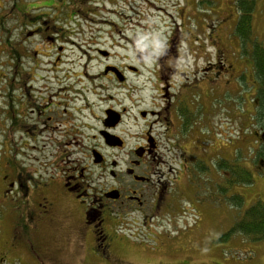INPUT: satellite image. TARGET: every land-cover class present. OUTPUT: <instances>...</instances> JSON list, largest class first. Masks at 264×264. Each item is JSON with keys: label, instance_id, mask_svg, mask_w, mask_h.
<instances>
[{"label": "flooded vegetation", "instance_id": "af4514ba", "mask_svg": "<svg viewBox=\"0 0 264 264\" xmlns=\"http://www.w3.org/2000/svg\"><path fill=\"white\" fill-rule=\"evenodd\" d=\"M49 1L42 9L52 13L19 15V37L9 44L11 73L1 95L6 102L0 116L7 120L8 134L24 137V149L37 150L33 142L39 137L43 147L51 150L40 160L27 161L30 165L12 159L0 163V201L7 208L9 234L13 246H22L40 262L61 264L57 251L46 244L50 239L60 251L73 247L75 241L84 256L97 257L104 264H124L115 230L124 225L146 229L173 209L174 214H182L173 201L174 189L162 180V167L168 164L169 151L180 148L187 131L211 126L222 88H231L242 76L236 67L239 58L237 51L222 50L224 40L217 33H209L208 42L204 38L211 50L202 56L180 46L189 41L181 28L172 32L164 47L153 50L143 47L136 34L126 35L109 21L80 15L81 4L89 0H72L77 5L75 15L57 13L62 1ZM81 21L90 24L91 42L86 52L79 53L84 62L78 63V74L70 72L61 79L60 61L66 48L60 42L66 44L74 30L66 32L60 22L78 28ZM223 28L228 30L229 22ZM110 37L113 41L119 37L124 47L118 48L128 50V58L120 60L104 47L102 40ZM38 57H54L48 70L41 68L42 62L32 66L30 73L20 69L23 61ZM92 63L100 68L96 74L87 70ZM146 69L151 75L146 85L155 92L149 98L139 95L144 87L135 82ZM37 71L46 76L34 75ZM94 98L105 108L96 117V134L89 138ZM197 107L202 108L199 113ZM78 117L89 122L79 125ZM136 129L141 131L134 133ZM133 133L136 137L130 136ZM108 135L115 137L117 145L107 142ZM168 145L171 149H164ZM61 199L66 201L64 209Z\"/></svg>", "mask_w": 264, "mask_h": 264}, {"label": "rangeland", "instance_id": "374dc122", "mask_svg": "<svg viewBox=\"0 0 264 264\" xmlns=\"http://www.w3.org/2000/svg\"><path fill=\"white\" fill-rule=\"evenodd\" d=\"M46 1L0 0V108L4 107L6 102V96L1 97V95L5 91V80L10 77L11 73L8 64L12 63L8 57V50L10 48L9 44L15 42L19 37L18 31H16L20 30L18 28L19 15L24 11L33 15L43 12L52 13L53 10L42 9ZM59 1H62V4L58 8L56 7L57 13L63 15L75 13L74 11L77 8V5L74 4L75 1ZM49 2L51 3L52 0ZM56 2L58 3V1ZM235 2L236 0H89L88 4L82 6L79 14L90 17L95 16L93 19L98 21H109L119 27L120 30H124L123 32L126 35L136 34L143 47L153 50H157L160 46L164 47L163 45H166L172 32H175L177 28H181L184 37L188 38L189 41L180 46H183L185 51L188 47L193 48L197 51V54L202 56L211 50L210 45L208 46L204 41L205 38L208 42L207 38H209L211 32L217 33L219 37L223 38V51L232 52L240 49L239 37L232 34L233 37L229 39L230 36H228L231 33L230 25H234L237 18ZM256 2L253 16V34L264 46V0H256ZM12 8H15L14 15L10 14ZM225 18L230 19V21ZM84 21L78 23V28L75 27L74 23L68 25L66 22H60V25L68 30L66 32H69L70 29L74 30L70 33V39L66 44H64V41L60 42L62 43L61 47L65 46L66 48L65 53L62 55V61H60L62 65L59 71H62L59 73V77L61 79L68 77L70 72L78 74L80 70L78 63L84 62V60H80L81 55L79 53L86 52L88 43L91 42L89 39L91 37L90 24ZM227 22H229L228 30L223 28V25ZM79 25L82 27H79ZM215 26H218L217 29L214 28ZM218 35L214 36L218 37ZM194 37H197L196 41L192 39ZM102 44L105 48L112 49L116 58L118 57L120 60L128 58V50L124 51L118 48L124 47L119 37H116L114 41L111 37L110 41L103 39ZM241 56V61L236 62V67L238 70L240 68L247 70H245V78L239 84L240 95H243L246 89L251 88L249 80L255 85L256 77L251 75L250 71L251 60V69L257 76L258 84L261 76L256 73L255 53L251 44H247L246 48L242 50ZM40 58H35L34 61L31 59L23 61L20 69L25 73H30L32 72L30 70L32 66L42 62L41 68L48 70L49 61L53 62L54 57L44 58L43 60ZM208 60V57L205 58V62ZM190 65H192V61ZM99 69L96 63L90 64L87 68L88 72L93 74H96ZM144 71L143 78L135 82L140 87H144V91L139 95L148 96L149 98V95H153L155 92L148 83L146 85L147 78L151 75L148 74V69ZM33 74H37L38 77L46 76L42 71ZM229 92L236 93V87H223L221 96H228ZM119 98L121 99L120 96ZM204 99L208 106L207 98L204 97ZM230 99L232 98L226 97V100L217 109V118L213 117L215 130L218 132L221 127L223 129L225 127V135L220 133L215 137V130L212 131L213 133L207 130H202V133L199 130L187 131L181 140L180 148L175 147L174 150H170V145L164 148L170 150V158L168 164L162 167L164 174L162 180L168 181L172 190L174 189L173 201L176 206L180 205L183 214L177 219L179 214H174L176 210L173 209V212L171 210L159 217V223L154 222L155 224L152 223L153 225L146 229L143 226H141V229H137L134 228L137 227L136 225L134 227L124 225L123 230L119 227L115 230L116 233L112 231L114 235L119 237L116 242L119 246H122V250L118 251V256L121 257L124 264H264V241L251 242L238 234L222 237L234 226L238 216L237 210L225 200V197L222 198L220 195L219 197L214 187L213 189L204 184L202 177L204 170L197 167L198 161L202 160L197 157L203 158L205 156L204 161L208 165L209 171H211L207 176L220 182L221 174L216 173L217 177L214 175L216 161L219 156L215 159L212 157L216 156L215 153L218 152L225 136H228L227 138H231L234 142L246 140L245 144H248L251 141V151L253 147H258V144L253 141L257 138V134L253 130L257 129V132H259L260 125L254 118L253 123L256 128L252 126V121L247 120V115L246 118H239V116H242V104L238 117L231 120L237 112V105L234 100L231 101ZM99 100L94 98L93 101L95 108L92 123L89 122V119L86 121V118H77V124L79 125H81L80 122L92 124L93 132H87L89 138L96 134V117H100L103 108H105ZM255 107V103L252 107L251 103L244 99L243 109L246 110L247 114L254 112ZM201 109L197 107L195 111L199 113ZM202 119L206 121L207 118L202 117ZM6 122L7 120L0 116L1 164L12 159L20 165H30L32 163L27 161H37L51 153V150L43 147L39 137L37 141L33 142V145L38 148L37 150L24 149L21 145L24 137L20 133L8 134ZM194 122L195 120L192 121V123ZM192 123L190 127H192ZM138 130L141 131V129H136L134 133ZM252 131L253 134L250 135ZM134 133L130 136L136 137ZM6 143L7 146H5ZM237 144L225 143L223 149L231 153ZM211 149L212 152H210ZM242 155L245 156L246 153ZM256 163L254 167L249 165L254 175V183L248 186L236 185L228 193L229 195H243L245 199L244 209L249 208L258 200L264 201V160L262 159V164L259 163L258 165ZM260 166H263V168L260 169ZM172 169L175 171L172 172ZM195 180L197 185L191 183ZM59 203L62 205L60 208L64 209L66 201L61 199ZM6 213L7 208L2 206L0 201V264H54V262H40L41 260L35 259L30 252L18 244L13 246ZM197 215L199 219H196ZM46 242L48 246L50 244L57 251V255L61 257L59 261L61 264H104L99 262L97 257L84 256V250H77L75 241L73 247H65L63 251L58 250L54 241L48 239Z\"/></svg>", "mask_w": 264, "mask_h": 264}, {"label": "trees", "instance_id": "16d2710c", "mask_svg": "<svg viewBox=\"0 0 264 264\" xmlns=\"http://www.w3.org/2000/svg\"><path fill=\"white\" fill-rule=\"evenodd\" d=\"M256 3V0H236V9L239 16L235 27V34L241 41L242 49H245L247 44H251L254 48V65L257 75L261 76L255 95L256 107L254 118L260 125V131L264 132V46L254 37L253 34V16L256 9ZM83 5L85 6V4H81V8ZM260 142L258 158L264 160V138H260ZM197 167L204 170L202 176L204 184L209 185L210 188L214 187L216 194L218 196L220 195L222 198L225 197V200L232 204L237 210L238 216L234 226L227 233H224L222 237H230L238 234L251 242H263L264 201L258 200L249 208L244 209L245 199L243 195L228 194L236 185L248 186L254 183V175L251 168L244 165L242 159L239 157L231 158L227 156H219L214 169L216 173L221 174V180L218 182L207 176L211 171H209V167L204 160L198 161ZM214 175L217 177L216 174ZM191 183L197 185L196 180L191 181ZM176 207L180 208V211L183 212L179 205Z\"/></svg>", "mask_w": 264, "mask_h": 264}, {"label": "crops", "instance_id": "0c3cea01", "mask_svg": "<svg viewBox=\"0 0 264 264\" xmlns=\"http://www.w3.org/2000/svg\"><path fill=\"white\" fill-rule=\"evenodd\" d=\"M250 71H251V75H253V71H252L251 68H250ZM233 86L236 87V92H237L239 90V84L236 81H234L233 82ZM253 93L254 92L252 91V93H249V95L250 94L253 95ZM253 141H254V139H253ZM245 142H246V140L245 141H240V142H233L232 144H234V143H238V144L236 145V147L233 149V151L231 153H228L226 150L223 149V146L225 144H221V146L218 149V152L215 153L216 156L215 155L214 156L218 157V156L223 155V156H227V157H231V158L239 157V158L242 159V162H243L244 165L249 166V165H251L252 161H250V162L247 161L248 160L247 153H248V148L251 146V141L248 144L247 143L245 144ZM210 152H212V149H211ZM242 152L246 153V155L243 156Z\"/></svg>", "mask_w": 264, "mask_h": 264}, {"label": "water", "instance_id": "95a60500", "mask_svg": "<svg viewBox=\"0 0 264 264\" xmlns=\"http://www.w3.org/2000/svg\"><path fill=\"white\" fill-rule=\"evenodd\" d=\"M114 138H115V137H113V136H111V135H108V137H107V142H108V141H112L113 143H112L111 145H117L116 142L113 141ZM97 162H98V161H97Z\"/></svg>", "mask_w": 264, "mask_h": 264}]
</instances>
